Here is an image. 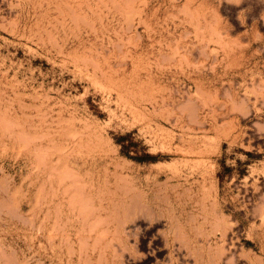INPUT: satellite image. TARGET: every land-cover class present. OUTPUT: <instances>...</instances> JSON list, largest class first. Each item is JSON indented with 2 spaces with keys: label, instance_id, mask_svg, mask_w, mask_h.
I'll use <instances>...</instances> for the list:
<instances>
[{
  "label": "rangeland",
  "instance_id": "rangeland-1",
  "mask_svg": "<svg viewBox=\"0 0 264 264\" xmlns=\"http://www.w3.org/2000/svg\"><path fill=\"white\" fill-rule=\"evenodd\" d=\"M230 262L264 264V0H0V264Z\"/></svg>",
  "mask_w": 264,
  "mask_h": 264
},
{
  "label": "bare ground",
  "instance_id": "bare-ground-1",
  "mask_svg": "<svg viewBox=\"0 0 264 264\" xmlns=\"http://www.w3.org/2000/svg\"><path fill=\"white\" fill-rule=\"evenodd\" d=\"M124 181V180H123ZM132 189V188H131ZM128 191V190H127ZM126 193V192H125ZM80 200V199H79ZM89 202V201H88ZM76 203V202H75ZM85 204H87V202L85 203ZM92 204V203H91ZM86 210V209H85ZM139 216V215H138ZM96 224V223H95ZM232 257H234V256H232ZM229 259V258H228ZM231 260H232V258H230ZM234 259V258H233ZM231 260H229V261H231ZM233 261V260H232ZM228 262V261H227ZM230 264H231V262H230ZM234 264V263H233Z\"/></svg>",
  "mask_w": 264,
  "mask_h": 264
}]
</instances>
